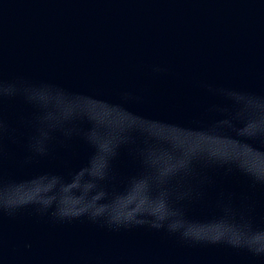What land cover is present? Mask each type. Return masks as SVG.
<instances>
[{"label": "water", "instance_id": "water-1", "mask_svg": "<svg viewBox=\"0 0 264 264\" xmlns=\"http://www.w3.org/2000/svg\"><path fill=\"white\" fill-rule=\"evenodd\" d=\"M0 264H264V0H0Z\"/></svg>", "mask_w": 264, "mask_h": 264}]
</instances>
